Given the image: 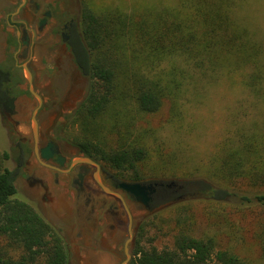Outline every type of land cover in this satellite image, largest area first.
<instances>
[{
    "label": "trees",
    "instance_id": "trees-1",
    "mask_svg": "<svg viewBox=\"0 0 264 264\" xmlns=\"http://www.w3.org/2000/svg\"><path fill=\"white\" fill-rule=\"evenodd\" d=\"M80 1L83 44L77 64L88 74L90 87L73 116L84 135L72 141L125 178L179 176L175 157L162 150L156 154L162 167L149 173L139 169L149 159L148 148L122 134L165 102L172 104L169 121L175 124L177 101L187 82L214 83L223 74H239L255 105H264V8H252L249 0H180L176 6L96 12L93 0ZM254 1L264 7V0ZM245 6L251 10L241 13ZM163 61L169 69L161 68ZM6 75L0 65V100ZM105 130L118 135L115 144L101 137ZM218 153L213 158L215 183L204 187L215 193L212 199L224 197L223 184L244 181L259 190L253 202L264 204V116L252 128H239ZM7 158L6 151L0 152V264H67L61 236L17 196L12 173L4 167ZM146 229L143 221L131 264H252L232 249L216 248L211 236L193 235L190 224L173 234L171 246L161 249L142 245Z\"/></svg>",
    "mask_w": 264,
    "mask_h": 264
},
{
    "label": "flooded vegetation",
    "instance_id": "flooded-vegetation-1",
    "mask_svg": "<svg viewBox=\"0 0 264 264\" xmlns=\"http://www.w3.org/2000/svg\"><path fill=\"white\" fill-rule=\"evenodd\" d=\"M81 12L80 0H0V26L6 27L0 62L7 74L0 100L9 144L6 167L17 196L61 236L67 264H131L146 213L181 186L127 179L70 139V121L90 87L77 64ZM137 182L162 183L145 190L146 206L124 186Z\"/></svg>",
    "mask_w": 264,
    "mask_h": 264
},
{
    "label": "rangeland",
    "instance_id": "rangeland-1",
    "mask_svg": "<svg viewBox=\"0 0 264 264\" xmlns=\"http://www.w3.org/2000/svg\"><path fill=\"white\" fill-rule=\"evenodd\" d=\"M179 1L93 0L91 7L96 12L112 7L130 12L147 6H176ZM249 2L252 8L260 11L264 8L254 0ZM250 10L249 6H245L241 13H248ZM4 30L6 27L2 24L0 62L6 50ZM168 66L167 61L161 64L162 69H169ZM241 79L239 74H223L214 83L200 79L192 84L187 82L182 85L184 90L177 101L176 113L180 114L175 124L169 121L172 104L165 102L158 112L143 116L135 128L130 127L122 134L127 140L143 143L148 148L149 159L137 165L145 173L162 167L156 157L160 150L169 154L171 159L175 157L174 162L179 166L176 170L179 176L162 178L161 181H174L181 188L174 191L168 199L154 203L150 213H146L143 221L147 223V232L141 242L143 246L153 244L159 249L169 247L173 242V234L190 224L193 235L213 237L216 248L232 249L249 259L252 264H264V204L253 202L252 197L259 190L253 189L244 181L223 184L226 194L222 199L214 200L212 194L215 193L204 188L205 185L212 184V177L217 175L213 158L219 155L222 144L235 138L239 128H252L254 124H260L264 116V105H255L253 95ZM67 131L71 140L80 139L84 135L80 122H76L75 118L71 119ZM100 134L111 144L118 140L117 134L107 130ZM8 146L0 116V152H7ZM6 166L7 160L4 162V167ZM156 180L158 179H144ZM243 195L252 200L247 202L241 198Z\"/></svg>",
    "mask_w": 264,
    "mask_h": 264
},
{
    "label": "water",
    "instance_id": "water-1",
    "mask_svg": "<svg viewBox=\"0 0 264 264\" xmlns=\"http://www.w3.org/2000/svg\"><path fill=\"white\" fill-rule=\"evenodd\" d=\"M24 69H25V73H26V77L28 79V81H31V76H30V72L28 71V69L25 67L24 65ZM31 92L33 93V95L35 97H37L39 99V97L37 96V94L32 90V88H30ZM35 113V112H34ZM32 122H33V128L35 129V118H34V114L32 116ZM86 161H90L89 159H86ZM162 184L161 182H154L153 184H143V183H131V184H124L125 188L130 191L131 193H133L137 199H140L143 204L146 206L147 205V201L149 200V196H147V194L145 193V190L148 189L150 190V192H152L153 187L157 184ZM168 184H175L174 181H170ZM143 195V197H142ZM129 257V256H128Z\"/></svg>",
    "mask_w": 264,
    "mask_h": 264
}]
</instances>
